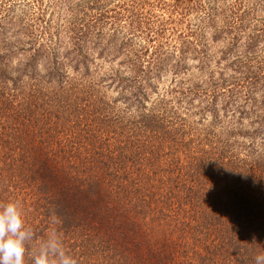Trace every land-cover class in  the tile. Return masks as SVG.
<instances>
[{
  "label": "trees",
  "instance_id": "1",
  "mask_svg": "<svg viewBox=\"0 0 264 264\" xmlns=\"http://www.w3.org/2000/svg\"><path fill=\"white\" fill-rule=\"evenodd\" d=\"M13 7L0 9V203L18 201L33 232L25 264L53 232L77 264H255L264 253V23L253 21L256 9H229L221 60L234 59L217 61L196 98L199 123L209 114L221 122L237 99L238 118L255 112V121L204 137L169 119L159 100L148 107L146 78L93 72L76 30L58 53ZM198 9L200 22H217L210 7ZM87 34L94 45L100 39ZM186 42L195 58L206 50ZM226 68L236 74L231 83ZM172 69L185 72L184 59ZM106 88L120 96L106 98Z\"/></svg>",
  "mask_w": 264,
  "mask_h": 264
},
{
  "label": "rangeland",
  "instance_id": "2",
  "mask_svg": "<svg viewBox=\"0 0 264 264\" xmlns=\"http://www.w3.org/2000/svg\"><path fill=\"white\" fill-rule=\"evenodd\" d=\"M4 1L0 0L1 10L10 9L14 5L11 15L13 13L21 22L30 23L34 33L37 30L45 31L39 42L50 47L55 45L59 49L58 53L67 50L70 45L67 37L69 30L72 33L76 30L82 38L81 41H84L81 44L83 53L94 62L91 67L96 74L103 75L116 69L121 78H146L152 85L146 89L149 96L148 107L159 100L165 105L169 119H185L188 125L185 129L190 135L201 134L206 137L211 130L224 132L233 123L235 125L241 120L243 127H250V123L255 121V112L247 118H238L240 114L235 110V105L240 101L237 99L229 106L231 111L219 110L221 122L211 123L212 117L209 114L199 123V114L196 111L203 103L196 98L200 97V88H207L206 81L210 73L217 71L218 66L225 67L234 59V54H227L225 60H221V51L228 46L230 36L221 21L226 18L229 9L238 4H248L256 9L253 21L258 25L264 23V7H261L259 0H38V3L35 0ZM14 2L17 4L10 6ZM198 3L216 12L217 22L212 25L200 22ZM3 5L10 7L3 8ZM3 15L7 17L6 12L1 13L0 17ZM212 27L220 30L216 32L217 40H213ZM87 33L99 35L100 39L95 45L90 40L83 39ZM187 38L192 43L198 41L205 45L206 50L199 55V59L189 52L191 50L187 48ZM178 58L184 59L187 67L185 72L176 73L172 69ZM17 61L18 58L13 63ZM39 70L43 73L41 65ZM224 73V77L231 83L232 76L236 74L227 68ZM217 76L218 73H215L214 77ZM104 90L106 98L120 96L115 88ZM182 91L187 93L185 98ZM188 98L196 100L187 103ZM217 104L220 109L221 104ZM115 107L122 109L125 104L118 102ZM129 112L135 115L133 110ZM256 113L261 115L262 111L256 109Z\"/></svg>",
  "mask_w": 264,
  "mask_h": 264
},
{
  "label": "clouds",
  "instance_id": "3",
  "mask_svg": "<svg viewBox=\"0 0 264 264\" xmlns=\"http://www.w3.org/2000/svg\"><path fill=\"white\" fill-rule=\"evenodd\" d=\"M32 238L33 232L25 226L20 203H0V264H25V244ZM33 264H77V261L53 232L42 242ZM255 264H264V253L255 257Z\"/></svg>",
  "mask_w": 264,
  "mask_h": 264
}]
</instances>
